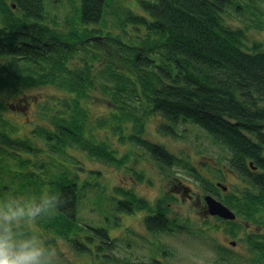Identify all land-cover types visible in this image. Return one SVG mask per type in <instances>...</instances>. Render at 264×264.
Returning <instances> with one entry per match:
<instances>
[{
    "label": "trees",
    "instance_id": "trees-1",
    "mask_svg": "<svg viewBox=\"0 0 264 264\" xmlns=\"http://www.w3.org/2000/svg\"><path fill=\"white\" fill-rule=\"evenodd\" d=\"M119 1L81 0L62 26L48 18L43 0H0V152L14 166L2 168L0 160V195L8 189L23 201L60 195L64 203L55 215L37 223L87 250L81 238L87 229L85 237L99 240L98 248L117 245L106 228L80 222L79 172L58 155L67 158L66 149L80 148L120 167L128 153L118 156L106 139L117 134L123 143L142 144L163 170L169 168L177 156L143 135L146 119L159 113L163 134L190 120L229 153L223 158L245 182L239 192L227 188L222 200L264 226V44L249 35L251 28L264 30V0H137V7ZM107 14L116 19L108 22ZM247 14L252 22L244 19ZM42 84L56 92L35 100L33 127L20 136V125L2 111L32 103L25 94ZM100 95L111 111L94 115ZM98 128L112 135L99 138L93 133ZM209 181L207 188L214 185ZM116 190L125 195L119 207L149 211L151 230H170L185 219L168 215L165 194L148 201L126 188ZM229 223L232 235L243 227ZM20 230L44 237L26 225ZM245 234L248 261L264 264V233Z\"/></svg>",
    "mask_w": 264,
    "mask_h": 264
},
{
    "label": "rangeland",
    "instance_id": "rangeland-1",
    "mask_svg": "<svg viewBox=\"0 0 264 264\" xmlns=\"http://www.w3.org/2000/svg\"><path fill=\"white\" fill-rule=\"evenodd\" d=\"M43 1L46 4L48 18L55 19L62 26L70 19L69 17L75 15L76 8L81 4V0ZM119 2L124 5L134 3V6H138L137 0ZM113 15H106L108 22L116 19ZM262 17L264 18V14ZM253 18L251 14L244 17L249 22H252ZM49 23L52 24V21ZM136 33L134 29V35ZM249 35L252 39L258 38L264 44V30L257 31L251 28ZM53 92H56L53 85H43L41 88L29 90L25 95H28L32 103L15 111L10 108L7 111L3 109L2 113L6 118H13L15 123L20 125L19 134L23 136L33 127L31 124L35 120V100ZM100 97L94 98L95 103L92 106L94 115L107 114L109 110L111 111L110 101L104 99V96L100 95ZM141 107L140 105L139 114L142 112ZM164 122L165 119L159 113H154L146 119L143 130L145 138L163 143L169 151L177 155L174 163L168 164L170 167L164 170L142 144L136 141L134 144L123 143L118 139L117 134L106 139L118 156L128 153L129 158L120 167L115 166L114 163H106L80 148L66 149L67 158L58 155V160H63L64 165L72 171L79 172L77 180L81 193L77 217L80 222L89 226L104 227L111 237L117 239L115 242L117 245H103L102 248H98L96 244L100 243L99 240L89 241L85 236L89 235L90 231L84 230L81 238L89 246L90 249L87 250L81 243L75 245L69 239L56 237L50 229L37 222L29 221L23 224L30 230L33 229L35 232L40 230L43 233L47 246L54 248L59 254L61 264H93L96 261L106 264H250L249 253L246 251L248 237L246 240L242 237L247 231L264 233V226L261 225L263 223L245 219L242 213L237 214L234 220L239 224L242 223L243 227L232 235L228 226L229 219L211 214L208 210H206L207 214H202L193 209L186 200L176 199L169 190L170 182L181 178L194 191L210 193L222 200L226 194L222 187L217 185V181L229 186L232 192H239L244 186L245 179L230 167L228 159L226 161L223 158L225 154L228 157L229 153L222 152L221 145L213 142L199 124L190 120H180L174 132L166 131L163 134L158 128ZM136 128L137 125L134 124V130ZM109 131H111L109 128H98L94 129L93 133L101 138L107 134L112 135ZM4 155L5 150L0 152L1 167L9 165L10 168H14L8 155L5 160ZM191 163L197 167L195 168ZM210 179L214 185L207 188L206 184ZM116 187L131 190L148 201L165 194L170 203L168 212L171 216L185 219L183 221L179 219L177 221L179 225L170 230H151L148 226L145 227L142 216L149 211L144 208L128 211L119 207L118 200L124 199L125 195L120 194ZM18 194L8 189L5 195L3 193L0 195V199L23 201L24 198L17 196ZM232 239L237 241V245L230 243ZM105 254L112 256L113 261L104 256Z\"/></svg>",
    "mask_w": 264,
    "mask_h": 264
},
{
    "label": "clouds",
    "instance_id": "clouds-1",
    "mask_svg": "<svg viewBox=\"0 0 264 264\" xmlns=\"http://www.w3.org/2000/svg\"><path fill=\"white\" fill-rule=\"evenodd\" d=\"M63 203L55 193L27 201L0 200V264H61L57 251L43 237L20 229L29 221L52 217Z\"/></svg>",
    "mask_w": 264,
    "mask_h": 264
},
{
    "label": "flooded vegetation",
    "instance_id": "flooded-vegetation-1",
    "mask_svg": "<svg viewBox=\"0 0 264 264\" xmlns=\"http://www.w3.org/2000/svg\"><path fill=\"white\" fill-rule=\"evenodd\" d=\"M96 39H98V40H102L101 38H100V36L99 37H96ZM25 107H26V105H25ZM175 154V153H174ZM176 155V154H175ZM177 156V155H176ZM195 168L197 167L195 164H193V163H191ZM160 167H161V165H160ZM162 168V167H161ZM231 170V169H230ZM234 170V169H233ZM237 172V171H236ZM238 173V172H237ZM240 174V173H239ZM170 186L171 187H169V190L171 191V194H173L175 197H176V199H178V200H180V201H184V200H186V202L188 203V204H190L191 206H192V208L193 209H196L197 211H199V212H202V214H207L208 213V211H206L207 209H208V207H207V205H206V201H205V199H204V195L206 194H204L202 191H199V192H196V191H194L193 189H192V187H190V186H188L187 184H185L184 182H183V180L181 179V178H176V179H174V180H172V182H170ZM228 188H229V186H228ZM221 189H223V187L221 188ZM224 191H227L228 189L226 188V189H223ZM223 191V192H224ZM179 201V202H180ZM170 204V203H169ZM147 214H149V213H143V218H144V220H146V216H147ZM168 215H170V213L168 212ZM145 227H147L148 225H147V223H146V221H145ZM231 241H233V239L232 240H230V243L232 244V245H235L236 243H237V241L236 240H234V241H236V243H232ZM237 245V244H236Z\"/></svg>",
    "mask_w": 264,
    "mask_h": 264
},
{
    "label": "water",
    "instance_id": "water-1",
    "mask_svg": "<svg viewBox=\"0 0 264 264\" xmlns=\"http://www.w3.org/2000/svg\"><path fill=\"white\" fill-rule=\"evenodd\" d=\"M252 165L253 162H250ZM217 185L223 187V189H226L227 186L224 185L222 182L218 181ZM204 199L206 201V205L208 207V211L212 214H217L223 218L226 219H235L237 217L236 212L234 209L230 208L227 204L223 202V200H220L216 198L214 195L207 193L204 195ZM232 243H236V241H231Z\"/></svg>",
    "mask_w": 264,
    "mask_h": 264
}]
</instances>
